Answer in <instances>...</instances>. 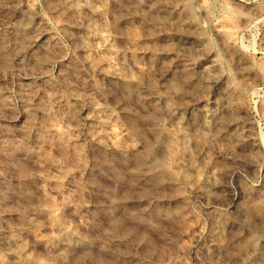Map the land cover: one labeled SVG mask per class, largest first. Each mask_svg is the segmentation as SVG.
<instances>
[{"label":"rangeland","instance_id":"1","mask_svg":"<svg viewBox=\"0 0 264 264\" xmlns=\"http://www.w3.org/2000/svg\"><path fill=\"white\" fill-rule=\"evenodd\" d=\"M149 1L160 10L95 0L92 19L119 52L149 48L139 93H170L181 125L119 83L99 87L88 61L107 53L62 0H0V264H264V0H187L178 13L181 0ZM206 55L217 86L196 73ZM94 104L121 150L92 136ZM202 106L217 112L209 129Z\"/></svg>","mask_w":264,"mask_h":264},{"label":"bare ground","instance_id":"2","mask_svg":"<svg viewBox=\"0 0 264 264\" xmlns=\"http://www.w3.org/2000/svg\"><path fill=\"white\" fill-rule=\"evenodd\" d=\"M62 6L66 8L69 15L73 16V19L76 22H82L87 27V31L82 35L81 39L85 44H89L91 49L96 53H102L105 51L107 54L102 57L100 61H94L93 59H89V64L91 66H98L103 75L105 76L106 81L101 83L99 87L103 89H111L114 84L119 83L127 92V101L131 100L132 97H135L139 107H142L144 103H142V99L147 100L150 103V106L153 109L160 110L162 114L172 117L174 123L176 125H181V117L179 111L176 107L172 106L170 93L161 92L159 90H151L146 97L140 95V90L144 87V76H145V68L144 62L147 59V54L150 52L148 47H140L139 50L134 48H127L125 52H119L115 49L113 43L109 39V35L105 33L102 29H98L95 25L94 19L92 16H97L99 18H103L104 10L95 5V0H62ZM139 3L143 4L148 9H154L156 11L160 10V7H156L149 0H138ZM187 0H181L179 3H176L170 6L175 13L181 12L186 9ZM167 8V7H166ZM179 38L181 45H191L193 44V40L190 38L192 36L181 34ZM210 59V65H200L197 68V75L202 79L203 83L206 86H217L222 80V76L218 77L215 75V70L219 67V58L217 56L206 55ZM239 64H242L243 61L238 59ZM107 67V69L105 68ZM191 79V78H190ZM174 90L180 91V86L175 85ZM235 92V86L231 79L220 87V94L229 99L230 95ZM142 98V99H141ZM93 114H92V136L94 137H102L103 143L106 147L111 148L113 150H121V146H119L116 142V132L111 122V117L109 114H106L102 111V107L98 105H92ZM202 114V126L205 129H209L216 125V110L210 108L208 106H202L200 109ZM45 117H47V112L43 113ZM133 115H138V113H134ZM137 118V116L135 117ZM134 118V119H135ZM215 124V125H214ZM47 131L52 135H58L61 130L59 126L55 123L51 122L49 119ZM225 133V128L217 129L215 134H211L210 137H216L217 135H222ZM166 137H173L171 133H165ZM128 133H124L123 136H128ZM243 140V139H242ZM241 141V140H240ZM55 154L49 153L48 157L51 161H55ZM177 162H181L179 157H176ZM193 168V171L200 175L202 173V169L198 166H194L190 164ZM159 166H154L150 169L149 174H158ZM38 177H43L42 173L37 174ZM39 190L41 193L46 194V189L44 186H40ZM46 209H51L49 205H46ZM79 226H82L80 224ZM83 242L87 243V240L84 236H77ZM253 244L254 246L258 243L262 236L256 235L254 236ZM65 246H69L71 244V240H64ZM256 248H252V253H255ZM258 252V251H257ZM256 252V253H257ZM22 258H26L24 255Z\"/></svg>","mask_w":264,"mask_h":264}]
</instances>
